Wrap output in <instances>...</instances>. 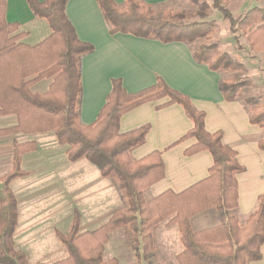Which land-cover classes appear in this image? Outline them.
I'll use <instances>...</instances> for the list:
<instances>
[{"label": "trees", "instance_id": "trees-1", "mask_svg": "<svg viewBox=\"0 0 264 264\" xmlns=\"http://www.w3.org/2000/svg\"><path fill=\"white\" fill-rule=\"evenodd\" d=\"M69 0H27L31 11L50 25L51 34L36 45L22 40L17 24L5 19L7 0H0V116L15 115L18 124L0 130V137L13 134L53 132L60 145L67 147L71 162L81 159L96 166L101 175L116 184L124 207L108 222L92 232L80 233V216L76 214L66 233L57 232L67 257L56 264H119L116 258H104L110 235L125 230L136 261L152 264L156 252L155 230L166 222L177 226L184 250L178 264H250L262 258L264 246V193L258 207L245 223L237 215V175L245 171L237 152L223 141L221 132L206 130V115L191 99L172 89L162 79L141 91L130 93L122 79L112 80V90L97 120L85 125L81 121L83 99V58L94 52L92 44L81 41L69 20ZM112 35L130 34L137 38L165 44L184 43L192 50L194 60L211 71H244L241 62L221 51L217 43L208 41L216 32L215 21L208 17L218 12L228 21L234 35L242 32L248 50L264 54V7H254L240 18L229 11V0H188L196 13L158 10L162 4L151 5L143 0H96ZM264 1V0H257ZM198 15L199 20L189 22ZM238 43L239 39L235 37ZM48 80V89L34 88ZM247 84L221 79L219 89L226 101H241L250 123L264 128V105L259 97L241 98ZM164 101L160 108L181 105L193 127L176 144L193 140L186 155L208 151L213 157L209 176L190 188L174 193L166 191L156 197L147 192L165 177L162 153L155 151L142 159L132 153L142 146L150 132L149 125L128 133L120 132L122 117L137 107ZM264 151V135L259 142ZM36 142L14 143V168L1 179L0 186V264H30L25 253L14 247L13 235L18 222V207L9 185L26 175L20 168L22 156L36 151ZM207 211L218 214L210 227L197 229L194 219Z\"/></svg>", "mask_w": 264, "mask_h": 264}, {"label": "crops", "instance_id": "crops-1", "mask_svg": "<svg viewBox=\"0 0 264 264\" xmlns=\"http://www.w3.org/2000/svg\"><path fill=\"white\" fill-rule=\"evenodd\" d=\"M115 1L120 5L125 2ZM143 1L156 5L171 0ZM66 13L79 39L95 48L92 54L83 58L82 123L90 125L97 120L112 90L113 79H122L124 88L135 93L162 78L205 113L208 132H221L224 143L236 150L238 161L245 168L237 175V215L241 220H247L256 211L259 196L264 193V151L259 147L264 128L250 123L248 111L241 101H226L219 89L222 75L197 63L191 47L184 43L165 44L130 34L112 35L96 0H69ZM5 19L10 24H17L19 32L26 33L22 42L30 41L26 44L31 46L51 34L47 20L36 17L27 0H7ZM262 54L253 55L249 60L240 58V61L249 67L252 63L264 64ZM262 69L260 67L257 74L264 80ZM260 87L264 94V84ZM163 103L162 100L145 103L126 113L120 121L121 133L147 125L151 127L145 143L132 153L135 159L155 151L162 153L165 177L149 189L152 197L190 188L206 179L213 165V157L208 151L186 155L193 140L176 144L192 129L193 123L181 105L160 108ZM17 124L15 115L0 116V130ZM15 142H36L38 149L22 156L20 168L26 175L12 180L9 185L18 207L14 247L27 255L30 264H56L67 257L57 232H68L76 214L80 216L81 234L96 230L123 207L120 196L114 183L104 178L89 161L71 162L67 147L58 143L53 132L0 137V186L1 179L14 168ZM217 218V213L207 211L194 219V225L197 229L210 227ZM160 225L156 229L158 249L152 264H178L177 257L184 250L180 231L177 226ZM65 228L67 231H63ZM118 234L121 240L125 239L124 246L129 251L127 234L119 230L110 235L104 257ZM261 253L262 258L250 264H264V246ZM111 258H116L119 264H129L123 263L124 258Z\"/></svg>", "mask_w": 264, "mask_h": 264}, {"label": "rangeland", "instance_id": "rangeland-1", "mask_svg": "<svg viewBox=\"0 0 264 264\" xmlns=\"http://www.w3.org/2000/svg\"><path fill=\"white\" fill-rule=\"evenodd\" d=\"M210 1V0H209ZM227 7L229 11L233 14L235 18H240L243 15L247 13V11L254 7H264V1H257V0H229L227 3ZM158 10H173V11H179V12H190V13H196L197 8L192 6L188 0H171L162 7L158 8ZM200 18L198 15H194L189 22L199 20ZM208 20L215 21L216 23V32L208 41H203V43H217L219 45V49L221 51L227 52L232 58L235 60L241 62L244 66V71L240 72H222L220 73L222 75V79L229 80L230 78H235L237 81L244 82L247 84L246 87L243 88V90L240 93L241 98L245 97H259L261 99V104L264 105V94L262 91L261 85L264 84V80L261 79L257 74V70L259 71V68L262 67L264 69V64L259 63H252V66L249 67L245 62L240 61V58L242 60H249L250 57L257 54L262 53H255L248 50V43H245L244 40H246V37L243 35L242 32H237L236 35L233 34L231 31V27L228 21L224 20L222 15L218 12L212 13ZM235 37L239 39V42L232 41L235 40ZM230 38L232 39L230 41ZM26 43H31L26 42ZM232 44L233 46H230ZM222 45H226L229 47L223 48ZM244 46V47H243ZM241 49V50H240ZM235 56H234V55ZM264 56V54H262ZM237 57V58H236ZM262 57V56H261ZM263 58V57H262ZM262 69V70H263ZM262 82V83H261ZM49 81L45 80L38 84L35 88V92H44L48 89ZM244 100V99H243ZM160 101V100H159ZM111 181V180H110ZM112 182V181H111ZM114 183V182H113ZM115 190L120 196V191L117 189L116 184L114 183ZM148 197H151L150 191L147 193ZM121 200V197H120ZM121 204L124 207V203L121 200ZM240 219V218H239ZM242 223H245L246 220H241ZM163 225L160 226H166V222L161 223ZM158 225V226H159ZM63 231H67L66 228ZM119 231V230H118ZM126 232L125 230H121ZM123 234V232H121ZM155 241H156V251L158 249V243L156 239V230H155ZM125 239H120V234L117 236L115 235L114 240L110 243V249L108 248V252L105 253V259L109 260L111 257L117 256V258L120 260V258H124L123 263H133L136 261L135 255L133 251L129 247L126 249V246H124ZM112 253V254H111ZM156 253V252H155ZM113 255V256H112ZM112 259V258H111ZM131 262V263H130Z\"/></svg>", "mask_w": 264, "mask_h": 264}]
</instances>
